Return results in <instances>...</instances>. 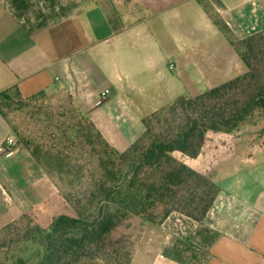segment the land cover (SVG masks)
Here are the masks:
<instances>
[{"label": "crops", "instance_id": "obj_1", "mask_svg": "<svg viewBox=\"0 0 264 264\" xmlns=\"http://www.w3.org/2000/svg\"><path fill=\"white\" fill-rule=\"evenodd\" d=\"M203 1L237 39L264 31V0ZM245 72L200 0H0V93L68 92L119 153L146 116ZM263 129L256 114L232 133L205 132L198 153L173 154L221 192L200 223L175 212L147 224L130 264H264ZM11 137L0 114V227L27 215L48 229L72 210Z\"/></svg>", "mask_w": 264, "mask_h": 264}, {"label": "trees", "instance_id": "obj_2", "mask_svg": "<svg viewBox=\"0 0 264 264\" xmlns=\"http://www.w3.org/2000/svg\"><path fill=\"white\" fill-rule=\"evenodd\" d=\"M200 1L236 49L246 72L200 95L181 96L146 116L145 132L122 153L71 96L66 111L52 117L43 131L33 132L18 129L9 116L19 108H32V102L47 93L27 98L17 89L0 93V114L76 213L55 218L48 229L27 215L0 227V264H72L132 218L157 225L175 212L198 223L205 219L221 188L173 154L189 145L198 153L205 132L232 133L252 116H264V31L237 39ZM13 96L21 100L19 108L14 107ZM35 245L36 262L20 253L22 246L25 251ZM130 254L118 264H130Z\"/></svg>", "mask_w": 264, "mask_h": 264}, {"label": "rangeland", "instance_id": "obj_3", "mask_svg": "<svg viewBox=\"0 0 264 264\" xmlns=\"http://www.w3.org/2000/svg\"><path fill=\"white\" fill-rule=\"evenodd\" d=\"M69 96L70 95L68 92L64 90H57L55 92L47 93L46 95L41 96L36 101L32 102V108L25 109L19 108L21 106L19 105L21 103V100L13 96L12 103L14 104L15 108H19V111L10 114V120L15 126L18 127V129L20 128L21 130L24 129L33 132L43 131L44 129L49 127L48 121L52 117H55L62 111H66L68 109L69 105L71 104ZM12 132L14 138L19 143L15 132L13 130ZM69 207L72 210V213L71 215H69V217H76L75 211L71 206ZM126 225L127 226H122L121 228L115 230L112 235H110L109 238L101 243L99 247L94 249V251L91 250V252L84 254L80 258V260L75 261L72 264L124 263L130 252V258L132 259L135 248L140 243L147 224L142 223L138 218H132ZM94 234L95 237L98 238L101 235V229L98 228L97 230H94ZM22 247L24 248V246ZM36 247V245L29 246V248H26L25 251H21L20 248V253L22 252L24 256L31 255L32 257L33 253L37 249ZM38 259L39 258L34 255L31 261L36 262Z\"/></svg>", "mask_w": 264, "mask_h": 264}, {"label": "built area", "instance_id": "obj_4", "mask_svg": "<svg viewBox=\"0 0 264 264\" xmlns=\"http://www.w3.org/2000/svg\"><path fill=\"white\" fill-rule=\"evenodd\" d=\"M170 69H173V65H170ZM109 94V90H105L104 92H102L101 96L102 98H106ZM17 143V140L14 137H11L8 139L7 144L12 146L15 145Z\"/></svg>", "mask_w": 264, "mask_h": 264}]
</instances>
